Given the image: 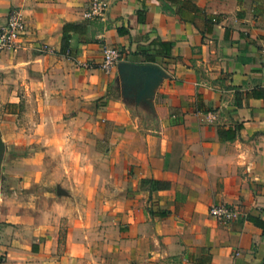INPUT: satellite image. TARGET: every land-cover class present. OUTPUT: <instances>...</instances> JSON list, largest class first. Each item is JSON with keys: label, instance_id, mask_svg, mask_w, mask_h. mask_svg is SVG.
Returning a JSON list of instances; mask_svg holds the SVG:
<instances>
[{"label": "crops", "instance_id": "obj_1", "mask_svg": "<svg viewBox=\"0 0 264 264\" xmlns=\"http://www.w3.org/2000/svg\"><path fill=\"white\" fill-rule=\"evenodd\" d=\"M91 1L0 0V29L17 9L28 32L0 104L39 114L14 172L44 201L0 218V264H264V0H193L195 24ZM156 39L169 56L136 54Z\"/></svg>", "mask_w": 264, "mask_h": 264}, {"label": "rangeland", "instance_id": "obj_2", "mask_svg": "<svg viewBox=\"0 0 264 264\" xmlns=\"http://www.w3.org/2000/svg\"><path fill=\"white\" fill-rule=\"evenodd\" d=\"M7 105L0 104V218L9 213L19 212L21 202H44L42 194L26 189L23 178L14 171L24 164L15 165L21 155L31 154L29 138H36L34 112H12ZM11 114V115H10ZM20 161V160H19ZM46 201V200H45Z\"/></svg>", "mask_w": 264, "mask_h": 264}, {"label": "built area", "instance_id": "obj_3", "mask_svg": "<svg viewBox=\"0 0 264 264\" xmlns=\"http://www.w3.org/2000/svg\"><path fill=\"white\" fill-rule=\"evenodd\" d=\"M107 6L104 0H92L89 18L103 19L106 16ZM28 36L25 16L21 10L13 9L8 14L7 23L0 29V53L9 51L16 53L24 48V41ZM49 49V48H47ZM121 53L116 48H107L103 52L100 69L105 74H111L121 58ZM210 216L218 222H229L239 217V211L229 205H214L209 210Z\"/></svg>", "mask_w": 264, "mask_h": 264}, {"label": "trees", "instance_id": "obj_4", "mask_svg": "<svg viewBox=\"0 0 264 264\" xmlns=\"http://www.w3.org/2000/svg\"><path fill=\"white\" fill-rule=\"evenodd\" d=\"M160 6L164 13H170L172 15L178 16L182 21H189L190 23L195 24L196 19L199 15L202 14V10L198 8L193 0H158ZM178 8L176 10L175 8ZM206 22H210L212 19L209 16L205 15ZM213 24L214 22L211 21ZM120 34H124L120 29L118 31ZM65 45L67 44V38H64ZM173 43L163 42L160 39L152 41L146 48L137 52L136 54L146 57L147 61L153 62L155 56H169Z\"/></svg>", "mask_w": 264, "mask_h": 264}]
</instances>
